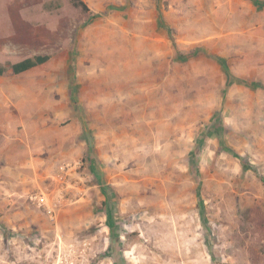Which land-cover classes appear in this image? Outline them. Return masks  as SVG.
<instances>
[{"label": "rangeland", "instance_id": "obj_1", "mask_svg": "<svg viewBox=\"0 0 264 264\" xmlns=\"http://www.w3.org/2000/svg\"><path fill=\"white\" fill-rule=\"evenodd\" d=\"M84 1L0 0V264H264V0Z\"/></svg>", "mask_w": 264, "mask_h": 264}, {"label": "crops", "instance_id": "obj_2", "mask_svg": "<svg viewBox=\"0 0 264 264\" xmlns=\"http://www.w3.org/2000/svg\"><path fill=\"white\" fill-rule=\"evenodd\" d=\"M44 113L43 108H0V136L4 139H8L15 124H25L28 121H33L34 114L39 117L40 115H44ZM7 151L8 149L5 150V152ZM3 164L7 166V161L0 159V171L5 167Z\"/></svg>", "mask_w": 264, "mask_h": 264}, {"label": "trees", "instance_id": "obj_3", "mask_svg": "<svg viewBox=\"0 0 264 264\" xmlns=\"http://www.w3.org/2000/svg\"><path fill=\"white\" fill-rule=\"evenodd\" d=\"M73 3L75 5V7L81 8V10L86 12V13H90L91 10H90L88 4L84 0H73ZM170 39L173 42L174 48L179 53V50H178L177 44L175 43L174 38L171 36ZM211 57H214V56H211ZM214 58H216V57H214ZM50 59H51V56H49V55H37L35 57L27 58L23 61H20L18 63L11 65V70L13 71V73L15 75H20V74L26 73V72H28V71L36 68V67H39V66L46 64ZM6 70H7L6 67L0 65V76L4 75L6 73ZM242 162H243V160H242ZM242 165L245 168L247 166L250 167L249 164L247 165L245 162H243Z\"/></svg>", "mask_w": 264, "mask_h": 264}]
</instances>
